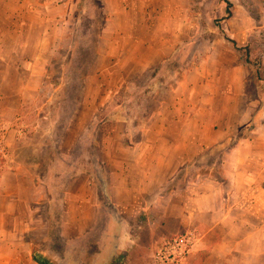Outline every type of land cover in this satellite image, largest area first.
Returning a JSON list of instances; mask_svg holds the SVG:
<instances>
[{
	"label": "rangeland",
	"instance_id": "374dc122",
	"mask_svg": "<svg viewBox=\"0 0 264 264\" xmlns=\"http://www.w3.org/2000/svg\"><path fill=\"white\" fill-rule=\"evenodd\" d=\"M24 1L0 10V175L34 201L0 185V264H149L210 186L260 204L236 240L264 231V0Z\"/></svg>",
	"mask_w": 264,
	"mask_h": 264
},
{
	"label": "crops",
	"instance_id": "0c3cea01",
	"mask_svg": "<svg viewBox=\"0 0 264 264\" xmlns=\"http://www.w3.org/2000/svg\"><path fill=\"white\" fill-rule=\"evenodd\" d=\"M15 5L19 6L20 9H24L26 3L24 0H0L1 14H9V12H11L9 8ZM11 13H13V11ZM10 57L12 60L15 58V55H11ZM15 60L17 59L15 58ZM23 61L24 60L20 59V62ZM45 67L46 64L44 69ZM17 68L19 69V67ZM42 76H44V73H42ZM4 180H10L13 183L16 182L17 184L12 186L13 189L10 188L9 185L2 187ZM211 183L213 184L216 182ZM20 184L24 186V189L20 187ZM0 185L2 190L6 192V197H10L7 199H11L13 202L34 201V186L32 185L31 181L24 177L20 178L15 172L1 174ZM210 187V191H204L201 194H195L196 196L192 198V202H180L177 207L178 213L175 214V217H178L182 223L188 225L193 224L195 227H197L195 229L201 230L199 232L196 230L198 233V241L194 245L192 254L189 256L186 264H231L235 261L243 262V260H249L251 258H260L258 255H263L264 250L259 249L258 245H263L264 243L259 242L258 240L263 239L262 234L264 231L256 230L253 235L238 241L233 237L232 231H230L228 228V225H233L237 221L243 223L244 225V222L247 224L248 221L246 220V217L249 216L259 221L260 216L258 213L260 212V204L258 202H241V206L226 209L228 207H225L222 202H212L214 204L213 206L211 205V202H202L212 195L216 196V188L214 186ZM193 188H196V185L193 186ZM218 207L224 208L222 214L217 211ZM250 209L254 210L252 215H250ZM218 227L223 230H221V232L217 231ZM250 240H252L254 243L253 248L249 247L251 245L249 242ZM247 242L249 243L247 244V247L243 249V252L239 250L238 247L240 243L242 244ZM255 248H257V250ZM113 255L118 254L114 253Z\"/></svg>",
	"mask_w": 264,
	"mask_h": 264
},
{
	"label": "built area",
	"instance_id": "2783aa9c",
	"mask_svg": "<svg viewBox=\"0 0 264 264\" xmlns=\"http://www.w3.org/2000/svg\"><path fill=\"white\" fill-rule=\"evenodd\" d=\"M196 242L197 234L192 230L163 238L149 264H186Z\"/></svg>",
	"mask_w": 264,
	"mask_h": 264
},
{
	"label": "trees",
	"instance_id": "16d2710c",
	"mask_svg": "<svg viewBox=\"0 0 264 264\" xmlns=\"http://www.w3.org/2000/svg\"><path fill=\"white\" fill-rule=\"evenodd\" d=\"M224 5H225V16L222 18L223 20H227L229 18H231L232 16V9H233V5L232 3L230 2V0H221ZM218 29L220 30V25H218ZM225 39L228 41V43L231 45V47L236 50L240 55H241V59H245V62L246 63H250L249 62V57H250V47L249 46H246V47H241L239 46L236 41L232 40V39H229L227 37H225ZM263 188H264V185H263ZM33 261L36 263V264H51L50 262H48L46 259L44 258H41L37 255H34L33 256ZM119 260L116 259V256H112V259H111V264H118Z\"/></svg>",
	"mask_w": 264,
	"mask_h": 264
}]
</instances>
